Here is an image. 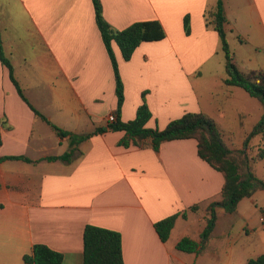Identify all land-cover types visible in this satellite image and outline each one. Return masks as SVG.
<instances>
[{"label":"crops","instance_id":"crops-1","mask_svg":"<svg viewBox=\"0 0 264 264\" xmlns=\"http://www.w3.org/2000/svg\"><path fill=\"white\" fill-rule=\"evenodd\" d=\"M223 1L225 30H252L250 36L259 37L260 51L264 45V0ZM217 2L102 0L104 16L114 28L155 19L166 32L164 39L142 42L129 60L114 43L124 83L122 120L136 116L143 92L152 112L148 127L163 129L185 112H206L192 86V74L218 52L221 41L213 16ZM5 4L17 6L37 29L39 48L35 54L39 60L32 69L30 64L27 68L32 73L19 72L12 63L29 102L52 123L74 133H85L79 129L84 118L88 132L103 126L101 121L107 124L110 113L117 118L116 77L95 20L93 1L0 0L4 51L13 62L8 25L3 21ZM44 83L49 92L42 87ZM48 96L53 102L44 101ZM68 99L73 105L67 104ZM47 126L54 133L53 142L46 139ZM124 135L120 130L95 134L79 144L72 161L47 160V156L69 150V138L58 136L35 114L0 59V155L31 159L0 162V264H30L24 255L32 253L35 243L60 251L62 264H83L87 224L121 232L125 264H197L196 253L192 262L187 256L190 252L169 246L170 237L163 242L154 223L177 211H188L193 204L220 200L222 172L199 156L194 138L165 141L156 151L119 144ZM252 196L263 200H256L263 228L261 232L257 227L251 230L259 245L252 243L250 249L258 256L264 253V190ZM218 214L215 229L220 216L225 215L220 208ZM182 219L187 220L180 215L171 233ZM203 229L180 238L198 239ZM202 253L213 258L211 264H230L222 263L216 252L204 249Z\"/></svg>","mask_w":264,"mask_h":264},{"label":"trees","instance_id":"trees-1","mask_svg":"<svg viewBox=\"0 0 264 264\" xmlns=\"http://www.w3.org/2000/svg\"><path fill=\"white\" fill-rule=\"evenodd\" d=\"M92 1L95 10V20L116 77L118 115L115 121L107 122L106 125L97 126L93 131L85 133H74L59 127L37 110L27 99L22 86L14 76V66L4 51L1 29L0 59L9 69L11 79L19 95L30 105L35 114L47 121L58 136L69 138V150L61 155L47 156V160L62 159L70 162L79 151V144L82 141L95 134L107 131H125V135L119 141L121 145L128 147L133 144L142 148H153L156 151L159 150L161 144L165 141L186 138L196 139L199 156L213 168L222 172L224 176L221 199L212 201L207 205L206 213L208 217L199 238L194 239L184 236L176 244L179 250L200 254L213 235L219 219V208L223 210L225 215L236 214L238 204L243 198L252 196L258 190H264V178L258 177L251 170L249 159L245 155L244 149L234 150L230 147L215 118L206 112H185L182 116L170 120L163 129L148 127L147 122L152 117V112L145 98L146 92H143V102L139 105L136 116L128 121L122 120L120 112L125 99L124 83L120 75L114 43L118 45L123 58L129 60L142 42L164 39L166 32L162 23L155 19L136 21L123 29L114 28L104 16L102 0ZM213 16L214 27L219 34L225 51L226 76L223 80L225 85L241 87L250 95L264 102V69H252L247 72L241 70L229 49L225 30L227 15L223 0H218ZM184 23L186 32L189 33L188 15L185 16ZM259 133H262L264 137V116L255 125L249 137ZM255 158L264 160V147L258 148L253 159ZM7 159L31 161L25 155H0V162ZM189 208L197 210L199 204H193ZM180 215L185 217L186 210L177 211L154 223L155 229L163 242L169 239L176 220ZM83 243V264H125L120 231L95 224H87L84 228ZM63 258L64 256L60 251L54 250L43 243H35L32 253L24 255V260L30 264H62ZM246 264H264V253L249 258Z\"/></svg>","mask_w":264,"mask_h":264},{"label":"rangeland","instance_id":"rangeland-1","mask_svg":"<svg viewBox=\"0 0 264 264\" xmlns=\"http://www.w3.org/2000/svg\"><path fill=\"white\" fill-rule=\"evenodd\" d=\"M3 21L8 25L7 30L14 57L12 63L19 72L32 73L31 70L27 69L29 64L31 66L30 69H32L39 60L35 54V50L39 48L35 25L14 4H5ZM226 33L228 35L229 49L232 54H235L234 59H236L243 71L264 69V45H261L259 47L261 50L258 51L259 37L254 33L250 36L252 30H227ZM241 40L243 42L240 43ZM225 76V51L221 42L218 46L217 54L211 58L209 63L193 72L192 86L199 96L201 108L212 114L222 126L220 127L224 130L226 142L234 150L244 149L245 155L249 159L251 170L258 177L264 178V160L253 159L258 148L264 147L263 134L259 133L249 137L255 125L264 116V102L250 95L241 87L225 85L223 81ZM42 87L49 92L48 84L44 83ZM44 101L53 102L52 98L49 100V96ZM71 101V99H68L67 104L73 105V101ZM50 111L54 112V109L52 108ZM100 124L106 125L102 121ZM88 127L89 125H86L84 118V123L80 124L79 129L83 130V132H88ZM44 133L46 139L53 142L55 137L51 134L54 133L48 126ZM257 199L259 202L263 201L258 196L245 197L240 201L236 214H222L220 216L219 225L214 230V236L209 239V243H206L205 249L206 251L218 253L222 263L229 261L230 264H246L249 258L257 256V254H252L250 249L252 243L256 244V246L259 245V241H256L258 238L253 239L254 233L251 230L257 227L258 232H261L260 228H263V224L259 219L261 206L258 202L256 203ZM212 201L217 200L203 202L201 206L199 204L201 210L189 209L186 211V216H183V218H187V220H180V223L170 234L168 241L170 247L176 245L177 241L185 233L193 236L196 235L200 227H205L208 217L205 206ZM258 232L257 235H259ZM215 234L222 235V238L216 237ZM197 255L199 256L197 264H211L213 262V258L206 255V253ZM187 256L192 262L194 261L193 253H188Z\"/></svg>","mask_w":264,"mask_h":264},{"label":"built area","instance_id":"built-area-1","mask_svg":"<svg viewBox=\"0 0 264 264\" xmlns=\"http://www.w3.org/2000/svg\"><path fill=\"white\" fill-rule=\"evenodd\" d=\"M115 120H116V114L115 113L108 114V116H107V121L108 122H113Z\"/></svg>","mask_w":264,"mask_h":264}]
</instances>
